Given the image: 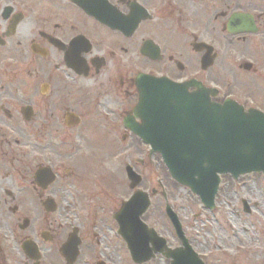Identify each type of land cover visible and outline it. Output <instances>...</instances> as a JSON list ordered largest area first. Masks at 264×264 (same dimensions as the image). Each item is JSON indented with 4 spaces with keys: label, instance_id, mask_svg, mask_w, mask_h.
I'll list each match as a JSON object with an SVG mask.
<instances>
[{
    "label": "flooded vegetation",
    "instance_id": "obj_1",
    "mask_svg": "<svg viewBox=\"0 0 264 264\" xmlns=\"http://www.w3.org/2000/svg\"><path fill=\"white\" fill-rule=\"evenodd\" d=\"M140 74L195 78L211 102L264 113V0H0V264H170L133 260L115 216L135 189L85 176L75 156L138 153L124 171L157 189L140 170L156 153L129 127ZM148 227L183 247L171 224L169 237ZM182 231L203 264L250 260L219 227Z\"/></svg>",
    "mask_w": 264,
    "mask_h": 264
},
{
    "label": "water",
    "instance_id": "obj_2",
    "mask_svg": "<svg viewBox=\"0 0 264 264\" xmlns=\"http://www.w3.org/2000/svg\"><path fill=\"white\" fill-rule=\"evenodd\" d=\"M137 85L140 95L134 113L141 124L130 128L151 146L152 152L161 155L170 176L199 195L205 206L213 207L219 173H230L234 178L250 172L264 173V114L244 112L230 100L222 105L211 103L208 97L214 91L195 80L175 83L164 77L140 75ZM189 87L194 90L189 92ZM127 177L130 187L140 181L130 168ZM148 205L147 194L137 191L117 217L131 255L138 262L150 258L152 251L163 249V239L140 220ZM166 214L185 246L165 252L171 264H202L183 238L177 216L169 206ZM149 242L154 244L152 249Z\"/></svg>",
    "mask_w": 264,
    "mask_h": 264
},
{
    "label": "rangeland",
    "instance_id": "obj_3",
    "mask_svg": "<svg viewBox=\"0 0 264 264\" xmlns=\"http://www.w3.org/2000/svg\"><path fill=\"white\" fill-rule=\"evenodd\" d=\"M198 71V66L190 64L184 72L185 76H192ZM138 155V153H136ZM134 153H113V152H91L84 148H79L75 152L78 161L82 162L85 176H105L111 179V183L116 188L125 187L126 193L131 192L128 188L123 164L128 163V158L133 160ZM146 164L142 167V172L150 175L151 184L155 177L164 187L167 194V201L172 210L179 218L182 226H188V231L195 235L201 229L219 227L235 237L239 249L248 251L246 264H264V175L261 173H248L236 182L220 185V196L216 199L217 207L215 212H210L203 208L198 197L184 186L175 182L169 175L159 154L152 156V162L146 158V154L141 153ZM134 164V162H131ZM95 172V174H91ZM144 175V174H143ZM148 175V176H149ZM148 181V177H147ZM122 182L125 183L122 184ZM158 183V184H159ZM148 186L144 180L138 186L143 189ZM243 202L250 208V212L243 211ZM143 219L148 225L166 236L169 221L164 215V203L159 195L152 200V205ZM217 230V229H216ZM169 237V236H168Z\"/></svg>",
    "mask_w": 264,
    "mask_h": 264
}]
</instances>
